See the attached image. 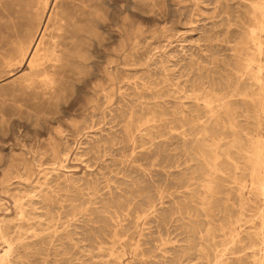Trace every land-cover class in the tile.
Masks as SVG:
<instances>
[{"label": "rangeland", "instance_id": "374dc122", "mask_svg": "<svg viewBox=\"0 0 264 264\" xmlns=\"http://www.w3.org/2000/svg\"><path fill=\"white\" fill-rule=\"evenodd\" d=\"M58 1L45 13L46 0H0L6 262L264 263V202L231 181L238 167L249 180L255 147L244 133L255 132V108L228 99L238 128L224 110L209 113L250 83L239 75L256 55L258 0H92L84 61L29 84L38 28H46L37 49L44 62ZM257 58L264 65V53ZM241 196L251 202L242 207Z\"/></svg>", "mask_w": 264, "mask_h": 264}, {"label": "bare ground", "instance_id": "6f19581e", "mask_svg": "<svg viewBox=\"0 0 264 264\" xmlns=\"http://www.w3.org/2000/svg\"><path fill=\"white\" fill-rule=\"evenodd\" d=\"M91 1L92 0H59L58 1L57 11L54 12L55 15L53 17L54 18L53 33H56V36H54V37L52 36L51 38H49L50 40H49V42L45 48V53H44L45 55L43 58L44 62L43 61L40 62L41 58H39V56L37 55V49H38L39 44H40V42L44 36L46 28L45 27L43 28V24H41V26H39L40 28H38V31H37L38 43L35 44V48H34V51L32 53V56H31L29 62L27 63L29 68L31 69V71L28 75L25 74L28 77L29 84L35 83V79L38 78L39 74H41L42 72L43 73H45V72L50 73V75L52 76V81H53L55 76L56 77L57 76H63L65 73H72L77 62L84 61V58L79 57L78 50H79V47L81 44L80 42L82 40L83 32H84L82 29V25L83 24L88 25L90 23V20H91L90 17L92 16V13H93ZM44 6H46L45 13H49L48 11H49V6H50V0H46V5H44ZM251 7L253 10V14L254 15L258 14V16L261 18V20H264V0H258V1L253 2ZM48 21H49V19H48ZM105 29H106V26L103 23L104 32H105ZM260 33H264V22H261V21H260V24L258 25V27L256 29L252 30L250 32V35H249L250 41L255 46V54L256 55H252L247 60L245 59L246 60L245 64L243 62V64H244V67L242 69L243 72L240 73V75H239V78L245 77V79L247 81H250L249 85L241 93H238L236 90H233L231 96H228V97L224 96L223 97L221 95L222 99H220L221 97L219 98L221 101H216L217 107L214 110L210 109L209 113L213 115L215 113V111L224 110L225 122L228 123L230 128H233V127H237L236 126L238 123V121L236 122L237 114H236V116H234L233 113L231 114V113L225 111L227 109V107L230 106V104H232V100L230 101L228 99L239 96V97H241L240 98L241 103H244L245 101L248 100L251 103L252 107L254 106V108H255V111L253 113L254 116L251 118L255 124L254 125L255 132H254V134L253 133L250 134V132L244 133L245 138L247 137L246 141H248V143L252 144L253 147H255V152H253L254 153L253 159L250 157L253 161V165H252V168L249 172L250 174L248 175V173H247V175H248L247 177L249 180L238 178V175L235 172H236V170L239 169V167H238V169L235 168V171L233 170L234 172L232 175V179L231 178L230 179L232 181V184L237 186V190H239L241 192L244 189H249L252 192L253 196L254 195L260 196L262 202H264V134L259 133L261 126H262V123H264V65H262V62L257 58V56L260 57V55L262 53H264V42L261 41L264 39H260L258 37V34H260ZM103 34H105V33H103ZM34 43H35V41H34ZM100 46L105 50V48H106L105 35H103V38L101 39ZM45 63H46V66H44ZM254 87H258V89L256 91H252V89ZM249 91L250 92L252 91L251 94H249ZM247 105H249V104H247ZM230 107H232V106H230ZM221 128H222V126H221ZM230 131H231V129H230ZM222 135H224V134L222 133ZM245 138H244V143H245ZM234 140H232V141H234ZM220 142H223V140H220ZM243 148L245 149V147H243ZM248 148H250V146ZM249 151H250V149H249ZM241 158H243V157H241ZM212 160H213V158H212ZM212 160H211V162H212ZM238 160H240V159H238ZM228 161H229V159H228ZM244 161H246V160H244ZM220 162H222V161H220ZM223 164L224 163H222V165ZM243 166H246V165H243ZM210 167H211L210 168L211 171H214V173H215L216 164H213ZM225 168H224V170H225ZM222 170H223V168H222ZM225 171H223V172H225ZM239 195H240V193H239ZM249 197L250 196H246V197H242L240 199L242 202V205H241L242 207H243V204L245 202L247 204H249L251 202ZM262 238H264V235H262ZM9 250H10V245L5 241L4 251L2 254H0V264H10V263L6 262V260H5V257L7 255V253L9 252ZM9 253H11V251ZM262 257H264V256H262ZM261 264H264V263H261Z\"/></svg>", "mask_w": 264, "mask_h": 264}]
</instances>
